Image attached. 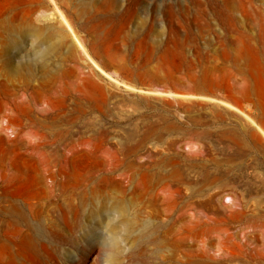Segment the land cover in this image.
Instances as JSON below:
<instances>
[{"label":"rangeland","instance_id":"obj_1","mask_svg":"<svg viewBox=\"0 0 264 264\" xmlns=\"http://www.w3.org/2000/svg\"><path fill=\"white\" fill-rule=\"evenodd\" d=\"M52 1L0 0V264H264V0Z\"/></svg>","mask_w":264,"mask_h":264},{"label":"bare ground","instance_id":"obj_2","mask_svg":"<svg viewBox=\"0 0 264 264\" xmlns=\"http://www.w3.org/2000/svg\"><path fill=\"white\" fill-rule=\"evenodd\" d=\"M52 1V0H51ZM77 1V3H79V4H81L82 6H84V7H87L90 3L88 2V1H84V0H76ZM53 2V1H52ZM106 2V6H108L109 5V2L108 1H105ZM15 5H13L12 6V9H13V7H14ZM56 6V5H55ZM56 7H58V6H56ZM55 7V8H56ZM15 8V7H14ZM57 10V9H56ZM98 10H100V9H98ZM60 12H59V10H58V14H59ZM63 14V13H62ZM55 15V17H56V15H57V13L56 14H54ZM61 15V14H60ZM60 15H58L59 16V18H60ZM2 17H4V16H2ZM2 19V18H1ZM61 23H62V21H63V24L65 23L66 24V27H67V22H66V18H64L63 17V15H61ZM91 20H95L96 19V17L95 16H92L91 18H90ZM1 22V21H0ZM69 22V21H68ZM92 23V22H91ZM64 24V25H65ZM91 25V24H90ZM68 28V27H67ZM264 28V27H263ZM72 29V28H71ZM94 29V28H93ZM70 30V29H69ZM261 30V29H260ZM72 31V30H71ZM71 31H70V33H71ZM263 31H264V29H263ZM242 32V31H241ZM261 32V34H262V31H260ZM73 34V33H72ZM74 34H75V30H74ZM260 34V33H259ZM238 35V34H237ZM242 35V34H241ZM245 35V34H244ZM72 36H74V35H72ZM78 36V35H77ZM263 36V35H262ZM261 36V37H262ZM243 37V36H242ZM260 37V38H261ZM73 39V38H72ZM77 39H78V37H77ZM233 39H235V38H233ZM262 39H264V37L263 38H261V40ZM241 40H242V38H241ZM252 40V39H251ZM73 41H75V40H73ZM78 41H80V42H82L81 40H78ZM233 41V40H232ZM243 41V40H242ZM250 41V40H249ZM77 42V41H76ZM85 42V41H84ZM234 42V41H233ZM235 42H236V40H235ZM263 42H264V40H263ZM79 42H77V44H78ZM75 44V43H74ZM243 44V43H242ZM79 45H81V43L79 44ZM95 46V45H94ZM81 47H82V45H81ZM84 48V47H83ZM89 50V49H88ZM88 53V52H87ZM90 56V55H89ZM88 56V57H89ZM97 67V66H96ZM100 69V68H99ZM238 69V68H237ZM243 69V68H242ZM264 71V70H263ZM243 72V71H242ZM109 76V75H108ZM171 94V93H170ZM231 106V105H230ZM233 109H235L236 111H239V112H241L242 113V111L241 110H239L238 108H236V107H233ZM247 116V115H246ZM248 117V116H247ZM250 119V118H249ZM251 120V119H250ZM253 121V120H252ZM251 121V122H252ZM254 123V125H255V122H253ZM259 128V127H258ZM260 129V128H259ZM261 130V129H260ZM261 132L264 134V131H262L261 130ZM74 195H78V196H80L81 195V193L80 192H74ZM83 196H85V195H83ZM59 210H61V211H63V208H62V206L60 205L59 206ZM126 226H128V223L126 224ZM112 239H114V240H112V245H117V242H118V240H116L115 238H112Z\"/></svg>","mask_w":264,"mask_h":264}]
</instances>
